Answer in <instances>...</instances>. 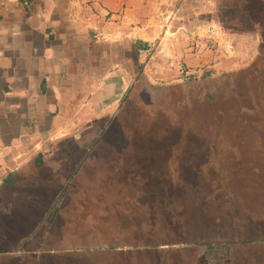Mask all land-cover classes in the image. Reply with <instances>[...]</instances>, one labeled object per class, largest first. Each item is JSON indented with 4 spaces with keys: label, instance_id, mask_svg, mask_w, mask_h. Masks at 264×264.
<instances>
[{
    "label": "crops",
    "instance_id": "obj_1",
    "mask_svg": "<svg viewBox=\"0 0 264 264\" xmlns=\"http://www.w3.org/2000/svg\"><path fill=\"white\" fill-rule=\"evenodd\" d=\"M173 1L0 0V264H264V164H35L118 87L88 31L146 48Z\"/></svg>",
    "mask_w": 264,
    "mask_h": 264
},
{
    "label": "rangeland",
    "instance_id": "obj_2",
    "mask_svg": "<svg viewBox=\"0 0 264 264\" xmlns=\"http://www.w3.org/2000/svg\"><path fill=\"white\" fill-rule=\"evenodd\" d=\"M167 6L162 34L146 48L137 37L88 31L111 39L99 43L103 75L111 82L121 69L118 87L89 89L87 116L74 109L69 137L50 138L35 164H264V0ZM195 12L199 21L173 35ZM187 48L202 59L186 61Z\"/></svg>",
    "mask_w": 264,
    "mask_h": 264
}]
</instances>
